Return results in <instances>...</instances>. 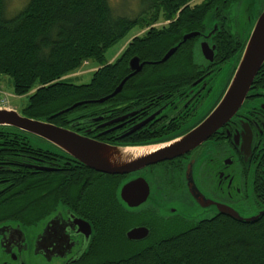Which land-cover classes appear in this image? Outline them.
I'll return each mask as SVG.
<instances>
[{
  "label": "trees",
  "instance_id": "16d2710c",
  "mask_svg": "<svg viewBox=\"0 0 264 264\" xmlns=\"http://www.w3.org/2000/svg\"><path fill=\"white\" fill-rule=\"evenodd\" d=\"M138 1L141 10L132 19L115 16L109 0H27L8 17L6 0H0V76L11 78L15 96H29L22 116L68 128L73 121L99 114L95 101L110 95L129 74L132 57L145 63L142 70L104 105L118 104L124 96L142 98L151 90L185 87L197 74L194 46L214 24V65L234 66L238 60L250 28L243 22L237 29L235 16H227L236 0ZM246 17L243 13L244 21ZM135 27L144 33L106 64V49ZM190 33L199 35L182 42ZM173 47L175 53L160 63ZM89 60L101 66L89 84L64 82ZM78 103L83 104L63 112ZM46 154L25 133L0 128V224L34 227L59 204L71 209L94 228L88 252L75 264H264V221L251 225L220 218L178 223L169 231L158 224L147 241L127 242L124 233L135 225L133 217L109 202L105 189L87 191L91 185L82 173L63 171L60 179L38 171Z\"/></svg>",
  "mask_w": 264,
  "mask_h": 264
},
{
  "label": "flooded vegetation",
  "instance_id": "af4514ba",
  "mask_svg": "<svg viewBox=\"0 0 264 264\" xmlns=\"http://www.w3.org/2000/svg\"><path fill=\"white\" fill-rule=\"evenodd\" d=\"M263 10L264 2L258 5L256 15L249 17V32ZM212 42L207 44L215 58L216 44ZM214 58L212 62L204 60L200 66L195 65L196 78L185 87H171L165 92L151 90L142 98L124 96L118 104L95 102L100 106L99 114L73 121L65 129L119 148L172 143L211 113L234 73L232 63L225 81L214 90L213 80L225 65L215 66ZM44 150L49 154L44 155L41 168L52 171L41 173H55L60 179L65 175L63 171L82 173L85 183L91 185L87 191L105 189L109 202L133 217L135 225L124 233L125 240L131 244L147 241L158 224L169 231L178 223L192 225L220 218L237 222L222 214V207L243 221L256 220L251 225L257 224L264 221V64L235 115L215 134L179 157L148 164L134 172L108 175L83 167L58 149ZM133 184L141 189L142 195L136 199L135 195H127L126 190L121 198L122 188ZM143 198L144 202L137 207L128 203H140ZM137 227L147 228L148 237L142 241L127 240L126 233ZM91 228L92 242L94 228ZM82 243L77 244V251Z\"/></svg>",
  "mask_w": 264,
  "mask_h": 264
},
{
  "label": "water",
  "instance_id": "95a60500",
  "mask_svg": "<svg viewBox=\"0 0 264 264\" xmlns=\"http://www.w3.org/2000/svg\"><path fill=\"white\" fill-rule=\"evenodd\" d=\"M251 3H246L245 12ZM247 17L245 27L250 28L251 22ZM218 30L216 24L213 29L203 34L194 46V65H201V62H212L214 58L213 49L207 44ZM198 33L186 34L182 37V42L190 40ZM208 40V41H205ZM177 47L171 48L160 60L166 62L176 51ZM145 63H140L139 58L132 57L128 62V74L114 91L105 98L95 101L103 103L113 98L122 90L124 83L131 77L138 74ZM232 62L224 67L229 68ZM264 64V10L256 19L249 32L243 50L234 64L232 74L227 87L224 90L218 104L211 113L194 129L182 136L178 140L163 144L161 146L119 148L97 142L86 138L69 129L60 128L52 124L39 120H32L22 116L9 108H0V128H11L23 132L27 135L35 136L52 145L66 155L78 161L87 169L108 175L125 174L134 172L148 164H155L164 160L179 157L196 146L200 145L207 138L215 134L222 128L242 106L251 83L256 73ZM78 103L63 111L68 112L82 105ZM60 112L59 114H61ZM38 171H52L44 168H36ZM132 186H125L121 191V198L124 192L127 195L141 196V189ZM148 192L147 187L145 186ZM147 194V193H146ZM140 203L128 201L131 207H137ZM222 214L230 216L242 224H252L256 220H242L238 215L226 208H220ZM11 222L0 224V251L8 259L4 264H28L23 256L24 253L33 251L32 255L40 258L44 264H75L88 252L92 228L84 219L78 217L71 209L59 204L56 210L37 224L31 232L25 233L21 230V225ZM149 235L145 227L132 228L126 233L129 241H142ZM81 238V239H80ZM83 242V243H82ZM78 243H82L77 251Z\"/></svg>",
  "mask_w": 264,
  "mask_h": 264
},
{
  "label": "rangeland",
  "instance_id": "374dc122",
  "mask_svg": "<svg viewBox=\"0 0 264 264\" xmlns=\"http://www.w3.org/2000/svg\"><path fill=\"white\" fill-rule=\"evenodd\" d=\"M109 1H110V6L113 10V14L115 16H125L133 19L134 17L137 16V14L141 10L138 0H109ZM194 1L198 2V0H194ZM239 1L240 0H238L237 2L230 3V9L227 12V16L230 15L235 16L233 20V25L237 29L241 28V25L243 26V22H244L243 12H245V4L248 2L251 3L249 9L245 13L254 16L257 13L258 5L264 2V0H241L240 2ZM26 2L27 0H6L7 16L8 17L14 16L26 4ZM160 25H157V27H159ZM143 33L144 31H140L139 27H135L123 39L118 40L112 46L106 49V51L104 52V61L106 62V64L112 63L123 51V49L130 42V40H132L137 36H140ZM99 68H101V66H99V63H97L94 60H89L79 70H77L76 73L64 77L63 80L67 84H72L76 86L87 85L91 81L92 74ZM227 70L228 68L224 67L219 73V75L216 78H214L212 83L214 90L219 89L223 84V82L225 81L227 76V72H226ZM0 94L7 98V105L17 113L21 114L22 111H24L28 106L29 96L28 95L22 97L15 96L13 91V82L11 78H9L8 76H2V75L0 76ZM27 137L30 144L33 145L34 147L42 148V149H50L51 151L56 149L53 148L52 145L48 144L47 142L35 136L27 135ZM11 225L16 226L13 223ZM33 229L34 228H21V230L25 233H29ZM32 253L27 252L23 254L28 264H44L40 258L33 256L34 253L33 255ZM7 260L8 259L0 251V264H4L5 262H7Z\"/></svg>",
  "mask_w": 264,
  "mask_h": 264
},
{
  "label": "built area",
  "instance_id": "2783aa9c",
  "mask_svg": "<svg viewBox=\"0 0 264 264\" xmlns=\"http://www.w3.org/2000/svg\"><path fill=\"white\" fill-rule=\"evenodd\" d=\"M0 108H9L11 109L8 105H7V98L3 95L0 94Z\"/></svg>",
  "mask_w": 264,
  "mask_h": 264
},
{
  "label": "bare ground",
  "instance_id": "6f19581e",
  "mask_svg": "<svg viewBox=\"0 0 264 264\" xmlns=\"http://www.w3.org/2000/svg\"><path fill=\"white\" fill-rule=\"evenodd\" d=\"M129 184V183H128ZM127 185V184H126Z\"/></svg>",
  "mask_w": 264,
  "mask_h": 264
}]
</instances>
